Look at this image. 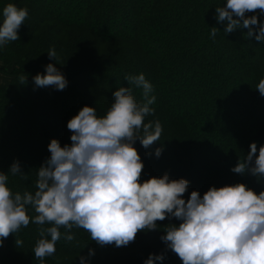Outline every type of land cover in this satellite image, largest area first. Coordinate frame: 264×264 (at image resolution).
<instances>
[{"label": "trees", "instance_id": "16d2710c", "mask_svg": "<svg viewBox=\"0 0 264 264\" xmlns=\"http://www.w3.org/2000/svg\"><path fill=\"white\" fill-rule=\"evenodd\" d=\"M224 2L0 0V13L9 3L27 8L29 13L18 29L19 40L0 48L1 70L11 78L9 85L0 87V172L7 173L19 162L28 176L25 180L8 173L12 192L37 190L38 171L51 155L48 145L52 139L62 147L72 143L66 136L71 132L67 122L76 111L69 104L64 107L67 112L60 109L57 98L76 90L78 103L95 107L97 115L104 116L121 86H131L136 100L143 102L142 89L118 79V74L134 77L141 73L156 97L151 105L154 114L145 122L158 120L163 129L160 141L148 148L139 140L134 143L144 164L141 182L165 173L170 179H186L185 200L194 190L202 196L212 186L238 183L256 194L264 191V175L258 182L250 172L231 171L252 143L257 145L256 156L264 145V96L256 89L264 79V43L255 39L257 25H250L253 35L247 40L248 28L224 33L227 21L218 23L216 19V7ZM260 13L257 9L245 15H256L258 22H264ZM212 27L218 30L215 38L210 35ZM243 44L246 48L240 49ZM212 45L224 50L212 52L197 66L196 61L205 50H213ZM53 48L57 63L47 53ZM49 63L68 80L65 89L35 85L33 78L43 74ZM101 68L107 72L93 79L94 69ZM212 70L215 75L210 74ZM49 94L55 97L53 101L47 100ZM157 148H162L159 157L155 156ZM36 214L28 206V215ZM180 222L174 217L157 220L156 229L138 231L132 242L120 247L114 242L101 246L77 227L71 229L74 239L67 241L68 230L60 227L56 252L43 261L35 258L33 249L41 230L52 225L30 222L4 238L0 264H80V257L89 264H144L150 254L165 257L154 264H182L161 240L170 224ZM89 250L94 255L89 256Z\"/></svg>", "mask_w": 264, "mask_h": 264}, {"label": "clouds", "instance_id": "9594fccd", "mask_svg": "<svg viewBox=\"0 0 264 264\" xmlns=\"http://www.w3.org/2000/svg\"><path fill=\"white\" fill-rule=\"evenodd\" d=\"M261 10L264 0H225L216 7L218 23L225 22L224 33L237 28L257 25L255 39L264 43V22L246 12ZM27 8L7 4L0 13V48L10 41H18V29L28 17ZM210 33L215 38L217 28ZM49 58L58 61L56 50L50 49ZM129 85L143 90V102H138L132 87H119L106 115L98 116L95 107L84 106L67 122L71 144L63 147L57 139L48 145L50 157L39 168L37 190L13 193L8 186L9 175L27 174L14 162L7 173L0 172V246L4 238L16 233L30 222L51 224L42 229L33 249L35 258L43 261L56 252L61 238L60 227L68 230L65 240L71 241L73 227L90 233L99 245L127 246L138 231L156 229L157 220L176 218L179 225L170 224L161 240L182 260V264H264V191L256 194L243 183L210 187L202 196L192 191L187 200L183 194L189 181L170 179L165 173L141 182L144 168L141 156L134 147L139 140L144 148L160 141L162 126L157 120L145 122L154 114L151 107L156 97L151 95L152 84L143 73L124 77ZM37 87L53 86L63 90L68 80L58 68L49 63L43 74L34 78ZM264 96V79L256 86ZM162 148L155 149L159 157ZM250 145L243 160L231 169L234 173L250 172L257 181L264 175V145ZM28 206L35 216L28 215ZM50 237V239L48 238ZM94 255L89 250V256ZM164 255H153L144 264L163 261ZM80 264H89L80 257Z\"/></svg>", "mask_w": 264, "mask_h": 264}, {"label": "rangeland", "instance_id": "374dc122", "mask_svg": "<svg viewBox=\"0 0 264 264\" xmlns=\"http://www.w3.org/2000/svg\"><path fill=\"white\" fill-rule=\"evenodd\" d=\"M110 2H111V4H114V2H116L117 3V1H119V0H109ZM127 28H129V26H127ZM108 30H109V32H111V30L112 29H110V28H108ZM128 31H129V29H128ZM127 31V32H128ZM245 37H246V40L247 39H250L251 37H249L246 33H245ZM145 47H148V43H145V45H144ZM211 48L213 49V50H205V54H203L204 56L203 57H200L197 61H196V64H197V66H199L200 64H202L204 61H205V58L207 59L208 57H211V55H213V53H219L220 51H223L224 49L223 48H221V47H218V46H211ZM246 48V46L243 44L242 46H240V49H245ZM223 49V50H222ZM213 52V53H212ZM230 59V58H229ZM231 61H233V59L231 58ZM3 65L2 64H0V67H2ZM226 67V64L224 65V67L223 68H225ZM190 68V67H189ZM197 68V67H196ZM213 68V67H212ZM95 70V72H93V73H95V76L92 74V78L93 79H96V78H99L101 75H102V73L103 72H107L105 69H94ZM190 70H192L191 68H190ZM193 71V70H192ZM213 71L214 70H212V72H210V74L211 75H215L214 73H213ZM216 72V71H215ZM188 73H190L191 74V72H188ZM193 73V72H192ZM120 74H118V79H121L122 81L125 79L123 76H119ZM188 75V74H187ZM116 76V75H115ZM119 80H115V82H118ZM123 83H124V81H123ZM116 84H118V83H116ZM77 91L76 90H69V91H66V93L64 92V94L62 95V96H60L59 98H57V102L59 103V105H60V109H62V110H64L65 112H67L66 110H65V106L66 105H70L71 106V109H73V111L75 112V113H73V115H76V114H78V111L82 108V107H84V106H86L84 103H78L77 102ZM54 96H52L51 94H49V96L47 97V100H54ZM77 102V103H76ZM69 111V110H68ZM71 115V114H70ZM73 115H71V117L73 116ZM222 133H225V132H222ZM71 132L69 133V132H67L66 133V136L68 137V139L70 140V136H71ZM138 151V150H137Z\"/></svg>", "mask_w": 264, "mask_h": 264}, {"label": "crops", "instance_id": "0c3cea01", "mask_svg": "<svg viewBox=\"0 0 264 264\" xmlns=\"http://www.w3.org/2000/svg\"><path fill=\"white\" fill-rule=\"evenodd\" d=\"M11 81V78L9 75H7L6 73H4L2 70H1V67H0V87H3V86H6V85H9Z\"/></svg>", "mask_w": 264, "mask_h": 264}]
</instances>
